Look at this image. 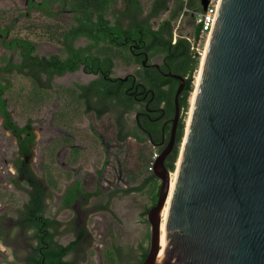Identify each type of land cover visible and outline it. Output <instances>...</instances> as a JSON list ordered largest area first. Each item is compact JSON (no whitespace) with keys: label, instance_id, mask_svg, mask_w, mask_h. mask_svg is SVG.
Here are the masks:
<instances>
[{"label":"trees","instance_id":"obj_1","mask_svg":"<svg viewBox=\"0 0 264 264\" xmlns=\"http://www.w3.org/2000/svg\"><path fill=\"white\" fill-rule=\"evenodd\" d=\"M145 1L146 3L143 0H29L18 19L15 18L9 23L0 22V45L6 51L0 57V117L3 127L18 135L20 154L23 157L28 151L29 142L34 141L35 134L31 122L19 124L13 114V107L18 102L30 105L33 100L41 104L45 101V93L55 91L58 94L60 91L55 87L61 86L55 82L57 74L73 72L80 68L97 72L98 77L92 82H74L72 85L61 87V91L70 100L80 104V107L83 106L84 114L93 112L97 121L103 120L106 115L111 116L117 141L126 142L132 138L134 153L129 157L128 164L134 171L144 172L145 175L140 183L122 191L126 195H141L138 214L140 220L149 225L148 214L160 195L161 180L150 169L155 153L161 151V148L156 147L160 138H157L151 125H146L147 132L141 125H132L128 120V115L136 109L135 98L129 94L131 90L128 89L133 86L135 80L145 82L146 86L152 89L150 97L155 92L158 102L165 103L166 115L173 117L174 97L181 81L164 73H176L185 77L186 85L179 97L181 117L176 145L165 160L167 168L174 172L185 136V116L190 109V98L195 90L196 75L201 65V56L196 47L203 37L202 25L194 23L190 37L181 34L174 41V24L190 12L204 11V6L203 0H173L169 17L154 26L153 19L168 10L170 0ZM33 13H39L51 21L58 20L66 13L71 15L67 24L54 21L40 24V30H44L52 41L60 45V53L41 56L37 43L32 38L15 33L19 19L28 18ZM126 20L129 21L128 24ZM126 38L131 41L135 39L136 44H140L148 52L150 59L161 56V71L153 67L146 69L140 58L131 51ZM119 60L128 66H137L134 75L128 80L112 76ZM15 76L28 78L32 87L21 86L19 91L15 92ZM69 105L60 115L68 116L72 112L73 109ZM166 129L169 131V139L171 123ZM77 156L75 157L78 158ZM23 163L25 160L20 158L17 166L19 175L12 179V183L19 186L23 195H34L33 198L36 199L41 198L39 195H45L40 180L51 190H56L58 183L53 177L49 175L40 178L29 167L23 171ZM148 166L149 171H146ZM21 177L23 179L20 180ZM101 194L114 195V192L103 193L100 187L87 191L79 179L67 185L63 191V195H66V205L72 204L78 197L88 201L91 197ZM22 205L17 208L18 213L22 211ZM36 206L35 213L39 214L41 207ZM32 224L36 227L41 225L32 217H27L21 222L22 226ZM150 239L151 231H147L140 239V255H128L127 264L144 263ZM107 257L109 264H120L113 249L107 251Z\"/></svg>","mask_w":264,"mask_h":264},{"label":"water","instance_id":"obj_2","mask_svg":"<svg viewBox=\"0 0 264 264\" xmlns=\"http://www.w3.org/2000/svg\"><path fill=\"white\" fill-rule=\"evenodd\" d=\"M200 70L160 253L173 173L165 160L186 85L183 75L165 73L181 83L168 144L153 164L161 187L143 264H264V0H220Z\"/></svg>","mask_w":264,"mask_h":264},{"label":"rangeland","instance_id":"obj_3","mask_svg":"<svg viewBox=\"0 0 264 264\" xmlns=\"http://www.w3.org/2000/svg\"><path fill=\"white\" fill-rule=\"evenodd\" d=\"M143 1L146 3L145 0ZM27 5L28 0H0V22L9 23L15 18L18 19ZM172 6L173 0H170L168 10L158 18L153 19L154 26H157L159 21L169 17ZM198 15L199 13L190 12L181 17L174 24V38L181 34L190 37L194 23H198ZM70 20L71 15L66 13L58 20L52 21L67 24ZM52 21L39 13H33L28 18L19 19L15 33L32 38L37 43L38 53L41 56L60 53V45L52 41L48 33L40 30V24L43 25ZM207 38L208 36L204 35L199 43L200 51L204 54L208 44ZM5 52L0 45V57ZM203 57L204 55L201 56V62ZM154 60L159 62L160 57H156ZM136 69L137 66H128L119 60L112 76L126 77L134 74ZM200 69L201 65L196 79ZM94 77V75L80 68L73 73L56 77L55 82L64 87L72 85L74 82L89 83ZM21 86L32 87L28 78L15 76V92H18ZM61 87H55L60 91L58 94L55 91L45 93L44 103L38 104L33 100L30 105L18 102L13 107V114L20 125H24L28 121L33 124L36 146L32 165L39 176L49 177L50 175L57 181L58 186L54 191L55 195H62L67 185L76 179L81 181L87 191H94L100 187L103 193L114 192V197L111 195L110 212L89 210L104 200L105 195L101 194L92 198L88 204H83L80 211L75 207L74 210L63 213V219H68L76 214L78 221L88 225L92 238H94L93 244L86 245V252H82L86 257L80 261V264H109L104 249L111 241L122 245L128 252L127 255L139 256L140 239L147 231H151V225L140 220L138 204L142 200L141 195L139 196L138 193L126 195L122 191V189L140 183L145 175L144 172L134 171L128 164L129 157L134 153L132 138L126 142L117 141L111 116L106 115L103 120L97 121L93 113L84 114L83 106L80 107V104L63 94ZM68 104L73 109L72 112L68 116L66 114L60 115L61 112L65 111ZM191 108L192 96L189 112L185 116V133L191 116ZM128 120L133 125L135 123L134 114H129ZM76 155L78 158L75 157ZM18 158L17 137L3 127L0 117V209L2 212H10L24 199L23 193L16 189L12 183L16 172L15 163ZM145 170L149 171V166ZM175 171L171 177L174 176ZM54 202L55 206L52 211L58 207V197L55 198ZM0 246L3 249L0 250V264H9L4 257L11 260L14 255L10 248L5 245ZM13 260H16L14 264H21L17 258ZM125 264L127 263L125 262Z\"/></svg>","mask_w":264,"mask_h":264},{"label":"flooded vegetation","instance_id":"obj_4","mask_svg":"<svg viewBox=\"0 0 264 264\" xmlns=\"http://www.w3.org/2000/svg\"><path fill=\"white\" fill-rule=\"evenodd\" d=\"M125 22L128 24L129 21L126 20ZM125 40L126 43H130L131 51L136 57L140 58L146 69L153 67V69L155 68L161 71V64L163 63L161 56H158L160 57V61L156 62L154 58L150 59L148 52L143 49L140 44H136L135 39L131 41L129 38H126ZM174 41H176L175 38ZM145 60L147 61L144 62ZM157 64H159L160 67H158ZM73 72H65L64 74ZM86 72L95 76L93 80L98 77L97 72ZM64 74H57L55 78ZM133 75L134 74H130L126 76V80ZM128 90H131V93L129 94L133 95L136 101V109L131 112V114H134L135 116L134 124L141 125L144 131H147L146 125H151L157 138H160L156 143V147L161 148L162 151L169 141V131L166 129V126L171 123L170 120L173 117H168L166 115L165 103L158 102L155 92L152 93V96L150 97V91H152V89L146 86L145 82L135 80L133 86L129 87ZM91 113L93 112H90L89 114ZM33 133L35 134L34 128ZM150 134H152V131H150ZM12 135L16 136L18 140V160L20 158L25 160V163H23V166L25 167H22V170L24 171L26 167H29L36 176H39L32 165L35 155L36 134L34 141L32 143L29 142L28 151L23 157H21L20 154L19 137L17 134L12 133ZM164 140L165 142L163 143ZM18 160L15 163V175H19L17 167ZM21 179H23V177H21L20 180ZM40 183L44 186L45 195H39L41 197L39 199L33 198L34 195H23L24 199L21 204L24 206L22 205V211H19V213L17 212V208L21 204L10 212H2L0 209V245H5L7 248H10L14 258L21 261V264H80V261L86 257L84 254L86 252V245L93 244L94 238H92L88 225L82 221H78L76 214H73L68 219H63V213L74 210L75 207L80 211L83 204H88L92 198L100 195L93 196L88 201H86L85 198L78 197L75 202L66 205V195H63V193L62 195H55V192L51 190L48 185L44 184L41 180ZM14 187L20 189L19 186L15 184ZM56 197H58V207L55 211H52L55 206L54 200ZM110 202L111 195H105L103 201L97 203L95 207L89 208V210L94 212H110ZM36 205L41 207L39 214L35 213ZM27 217H32V219L40 222L41 225L37 227L35 224L22 226V220ZM110 249L115 251L119 263L125 264L128 257V252L125 248L122 245H118L115 241H111V243L104 249L106 257L107 251ZM4 258H6L5 261L9 262V264H14L16 261L13 260L14 258L11 260L8 259V257Z\"/></svg>","mask_w":264,"mask_h":264},{"label":"built area","instance_id":"obj_5","mask_svg":"<svg viewBox=\"0 0 264 264\" xmlns=\"http://www.w3.org/2000/svg\"><path fill=\"white\" fill-rule=\"evenodd\" d=\"M219 4H220V0L219 1L218 0L217 1L216 0H209V4H208L207 8L204 11L199 13L198 23L202 25L203 36L207 35L208 38L210 37L214 22H215V18H216L217 12H218ZM175 40H176V38H175ZM196 50L200 54V56L204 55V52L200 51L199 45L196 47ZM157 156H158V154L156 153L154 155L152 166L150 167V169H152V170H153L154 161H155Z\"/></svg>","mask_w":264,"mask_h":264},{"label":"bare ground","instance_id":"obj_6","mask_svg":"<svg viewBox=\"0 0 264 264\" xmlns=\"http://www.w3.org/2000/svg\"><path fill=\"white\" fill-rule=\"evenodd\" d=\"M209 39H210V37L208 38V42H209ZM207 46H208V44H207ZM205 55H206V53L204 54V57H203V59H202V63L204 62ZM200 71H201V70H200ZM199 79H200V73H199V75L197 76L196 84H195V92H194L193 95H192V108H191V115H192V113H193L194 101H195L196 93H197V90H196V89L198 88ZM190 118H191V116H190ZM189 127H190V119H189L188 126H187V133H188ZM179 163H180V162H179ZM176 177H177V173H175L174 176H173L172 179H171V189H170L169 196H168V198H167V201H166L165 207L163 208V211H162V225H161V251H160V253H161V252L165 249V247H166V219H167L168 206H169V203H170V199H171L172 191H173L174 184H175V181H176ZM160 253H159V254H160Z\"/></svg>","mask_w":264,"mask_h":264},{"label":"clouds","instance_id":"obj_7","mask_svg":"<svg viewBox=\"0 0 264 264\" xmlns=\"http://www.w3.org/2000/svg\"><path fill=\"white\" fill-rule=\"evenodd\" d=\"M0 250H3V249H2V246H0Z\"/></svg>","mask_w":264,"mask_h":264}]
</instances>
